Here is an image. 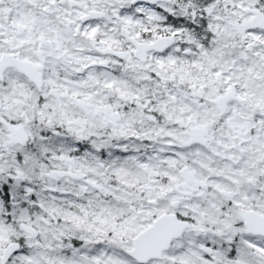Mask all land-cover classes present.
Masks as SVG:
<instances>
[{
  "label": "snow or ice",
  "instance_id": "1",
  "mask_svg": "<svg viewBox=\"0 0 264 264\" xmlns=\"http://www.w3.org/2000/svg\"><path fill=\"white\" fill-rule=\"evenodd\" d=\"M0 264H264V0H0Z\"/></svg>",
  "mask_w": 264,
  "mask_h": 264
}]
</instances>
